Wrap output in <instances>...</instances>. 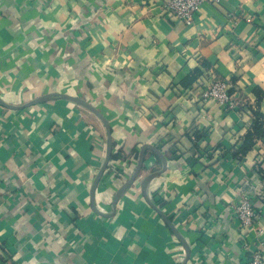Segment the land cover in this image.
I'll return each mask as SVG.
<instances>
[{
  "label": "crops",
  "instance_id": "crops-1",
  "mask_svg": "<svg viewBox=\"0 0 264 264\" xmlns=\"http://www.w3.org/2000/svg\"><path fill=\"white\" fill-rule=\"evenodd\" d=\"M166 1L0 0V99L19 106L0 104V264H249L264 250V0L205 3L191 25ZM214 78L236 109L196 100ZM50 93L107 124L68 98L21 107ZM239 190L261 201L252 229L228 210Z\"/></svg>",
  "mask_w": 264,
  "mask_h": 264
},
{
  "label": "built area",
  "instance_id": "built-area-1",
  "mask_svg": "<svg viewBox=\"0 0 264 264\" xmlns=\"http://www.w3.org/2000/svg\"><path fill=\"white\" fill-rule=\"evenodd\" d=\"M205 3L219 4L221 0H167L165 6L186 25L194 23L195 15ZM233 84L229 80L214 78L205 86H199L200 91L195 96L199 103L205 106L214 101L225 111L234 110L242 103V96L232 91ZM256 195L239 190L228 210L240 227L252 229L261 215V204ZM249 264H264V250L255 249L248 259Z\"/></svg>",
  "mask_w": 264,
  "mask_h": 264
},
{
  "label": "water",
  "instance_id": "water-1",
  "mask_svg": "<svg viewBox=\"0 0 264 264\" xmlns=\"http://www.w3.org/2000/svg\"><path fill=\"white\" fill-rule=\"evenodd\" d=\"M55 98H68L70 100H73L79 104H82L83 106H86L87 108L91 109L92 111H94L98 116H100V118H102V120L105 121V123L107 124V121L106 119L104 118V116L101 114L100 111H98L94 106H92L90 103H88L86 100H84L83 98H80V97H76V96H71V95H68V94H61V93H50V94H45L43 96H40L38 98H36L35 100H32L26 104H24L23 106L21 107H24V106H28V105H31V104H34V103H38V102H42V101H45V100H50V99H55ZM0 104L4 105V106H7V107H10V108H15V107H19V106H12L10 104H7L6 102H4L2 99H0ZM110 150H111V147H110ZM110 150H109V153H110ZM145 151V148L142 150V153H141V157H140V161H139V168L140 166L142 165L143 163V160H144V152ZM110 159V154L108 156V158L106 159L104 165L102 166V170H101V174L102 172L104 171V169L106 168L107 164H108V161ZM101 174L98 176L97 178V182L99 181L100 179V176ZM157 173H152L150 174L145 182H148L149 180H151ZM136 176V174H135ZM135 176H133V178H131V180L126 183L123 188L120 190V193L119 195L129 186V184L134 180ZM162 216L164 217V219L168 222V224L171 226V228L175 231V233L177 234V236L183 240L182 236L180 235V232L173 226L172 224V221L169 220L165 215L164 213H161ZM188 248V247H187ZM188 262V257H187V260L183 263V264H187Z\"/></svg>",
  "mask_w": 264,
  "mask_h": 264
},
{
  "label": "trees",
  "instance_id": "trees-1",
  "mask_svg": "<svg viewBox=\"0 0 264 264\" xmlns=\"http://www.w3.org/2000/svg\"><path fill=\"white\" fill-rule=\"evenodd\" d=\"M263 152H264V145H263ZM263 200V199H262ZM259 201V203L261 202L260 200H258Z\"/></svg>",
  "mask_w": 264,
  "mask_h": 264
}]
</instances>
